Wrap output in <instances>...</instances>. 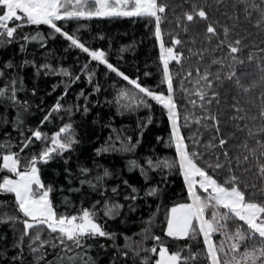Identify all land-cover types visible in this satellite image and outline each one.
<instances>
[{"label": "snow or ice", "instance_id": "snow-or-ice-1", "mask_svg": "<svg viewBox=\"0 0 264 264\" xmlns=\"http://www.w3.org/2000/svg\"><path fill=\"white\" fill-rule=\"evenodd\" d=\"M215 5L225 6L227 13L228 5L225 0H214ZM179 5L173 6L177 7ZM170 7L167 0H0V45L10 44L15 39L23 41H41L47 44V37L43 32L38 31L34 34H25L23 37L17 36V28L29 24H45L50 26L51 35L54 37L57 33L62 34L74 46H78L84 52L89 53L91 57L101 61L109 69L114 70L120 77L130 81L134 87H121L116 94L117 101L126 103L128 108L135 106L151 107L148 100L152 98L158 102L164 109L171 122V132L168 142L174 145L176 156L161 157L159 160L148 158L147 163L153 168H166L169 171L174 168L182 172L183 178L187 184V192L190 201L174 203L166 213V232L170 237H191L195 239L201 233L203 243L206 249L203 251V257L206 264H264V185L259 188L255 184H243L241 177L237 175V169L246 172L248 168L241 167L247 164L248 167H255L260 177L264 178V48L254 46L250 48L247 60L256 62V69L259 72V79H253L250 83H245L238 75L234 65L243 63L241 56L244 47L243 43L246 36H241L235 32L236 26H241V12L244 19L251 21L258 32L264 33V0H233L231 3L232 12L227 19L232 21V27L228 23L220 24L219 20H210V13L207 8L212 5H203L192 3L191 10H185L182 17H177L185 32L189 31L188 25L184 23V18L191 22L197 16L203 18L207 23L206 39L211 43L215 37L218 41L216 49L226 46L227 51L219 56H214L208 65L201 68L199 64L193 66L189 64L183 77L180 78V91L188 97L187 104L181 111V104L176 97V88L174 87V76H180V73H174L170 67V62H180L183 67L187 60L201 49H189L188 57H185L184 51L177 50V45H182L179 34L171 36V43L165 44L164 33L162 31V19L166 16V10ZM143 17L147 18L149 23L154 22L155 36L159 38L160 59L162 60V78L161 83H166V90H153L149 86L140 83L139 78H133L123 72L120 67L110 62L107 53L103 48L88 47L77 35L69 33L61 26L58 21L79 18L92 17ZM19 23L11 24L12 21ZM217 25L222 28V32L217 30ZM235 32L233 37L231 34ZM252 33L248 32L247 36ZM195 42V37H191ZM255 45V41H252ZM26 45L21 43V51L25 50ZM213 49L212 51H215ZM203 51H209L204 49ZM199 59L204 60L200 55ZM36 65L34 59L21 61V65ZM212 65H218L215 69ZM18 67L14 65L12 59L5 61L4 67H0V77L7 76L6 82L0 86V99L7 101L16 108V118L13 127L18 130L23 126L22 116L24 110L29 107L26 100H21L17 95L18 90L25 87L24 78L18 72L7 73L5 69ZM85 64L84 71L87 69ZM193 67L195 77H193ZM228 71L225 73L224 69ZM41 70L58 71L71 76L69 69L62 65L59 68H53L49 63L36 66L37 75ZM247 76L248 73H244ZM89 82L92 81L94 71L87 72ZM235 86L243 91L250 92L253 88H261L259 111L256 114H250L247 108L241 107L237 97L231 105L234 112L230 119L235 121V127L245 131L244 140L232 145L238 151L233 155L230 152L229 136L221 134V119L219 110L213 112L212 105L220 104V91L218 83L223 84L225 79L233 80ZM75 79H79L77 75ZM185 81L189 87H185ZM19 85V88H18ZM99 84L96 85V90ZM33 93L36 88H32ZM67 88L65 89V93ZM80 95H84L81 90ZM192 107L188 109L187 105ZM124 106V104H122ZM78 107V106H77ZM73 105L65 106L57 99L56 103L44 115L40 124L50 121L53 112H59L62 109L71 110ZM83 111H90L87 105L83 106ZM243 112V114H241ZM210 121V123H208ZM243 121L244 123H240ZM251 121V123H249ZM150 122V121H149ZM192 122L211 129L212 134L207 141L203 142V151L201 143L203 133L199 131L190 132L185 135L183 128L190 127ZM31 136H25L21 131L22 140L20 141L19 151L13 150L16 142L11 139L0 141V171L8 170L10 174L0 177V194L13 193L17 209L21 215H9L4 213L0 215V223L11 222L13 228L16 223L24 225L23 230L11 245L19 249L16 255L11 257L12 264H95L94 258L90 256L87 249L94 247L87 243L88 239L97 237H111L115 240L117 233L108 231L103 223L100 222L99 210L95 204L92 207H81L79 211L58 213L54 206L52 195L56 185L46 183L41 176V163L47 164L56 155H62L66 150L75 151V145L80 143L78 132L71 120L63 122L59 129L49 136L41 130L40 126L32 128ZM143 133L141 132V136ZM235 136V133H231ZM33 137L38 140L46 141L45 146L38 154L33 153L28 162L22 164L21 153L24 148L33 142ZM117 139H120L117 136ZM50 141V142H49ZM132 137H127V142L121 141L119 150L130 151L135 145L131 144ZM215 141V143L213 142ZM252 141V146H249ZM139 143V141H137ZM212 149V151H210ZM218 149V150H217ZM111 145H102L96 149L101 151H111ZM243 153V156H241ZM249 156L255 159V165L249 162ZM70 159V157H65ZM130 170L139 167L142 173L146 175V169L136 159L129 162ZM97 167H100L97 165ZM23 168V170H21ZM227 175H224V171ZM68 180H72V170L66 169ZM92 170L86 166H80L81 174H88ZM15 174V175H12ZM112 172L107 167L103 172L97 174L92 179L80 180L81 186L87 184L95 188L105 177L111 176ZM125 184L129 182L124 181ZM243 184V187H242ZM60 190H64V185H59ZM133 192L130 198L135 200L140 189L132 185ZM249 189H251L249 191ZM80 188H73L71 191L79 192ZM116 189L114 188L113 191ZM160 191L158 185L150 186L146 189V195H156ZM65 201L70 202L69 197H64ZM99 204V201L95 202ZM124 205L119 201H105L104 214L107 217H115ZM222 208L224 210H222ZM239 218L243 223H237L234 228L228 227V222ZM152 217H149L148 226L142 229L144 240L148 239V232L151 228ZM194 221L196 222L194 224ZM46 227L52 232H57L56 238L44 239L41 232L38 231ZM221 233L222 239L217 242L214 240V234ZM25 237H28L27 251L32 254V261H26L25 257ZM125 239L131 238L125 235ZM152 239L156 244L146 249V246L137 248L133 245L143 241L126 244V247L132 248L134 253L142 250H148L152 253L158 251L159 258L155 264H189L199 253L193 252L191 245H185L189 255H182L184 249L170 251L167 244L161 242L158 235H153ZM229 243L225 245L224 240ZM45 245H51L55 250L58 246L60 251L53 256L51 260H46L48 251ZM107 247V245H102ZM128 256V252L122 253ZM8 256L6 249H0V258ZM141 259L144 264H148L149 257L143 256Z\"/></svg>", "mask_w": 264, "mask_h": 264}, {"label": "trees", "instance_id": "trees-1", "mask_svg": "<svg viewBox=\"0 0 264 264\" xmlns=\"http://www.w3.org/2000/svg\"><path fill=\"white\" fill-rule=\"evenodd\" d=\"M167 2L170 7L166 10V16L161 23L165 44L171 43V36L179 34L184 43L177 45V50L182 49L185 57H188L189 49H201V52L193 55L190 60L184 63L183 67H180V62H170L173 72L180 73V76H174V87L183 112L185 110L183 106L187 104L188 97L180 91L179 84L188 65L199 64L203 68L214 56L226 52L227 48L221 46L220 49H216L218 41L215 37L209 43L206 39L208 21L205 19L197 16L189 22L184 18L183 22L189 28V31L185 32L177 17H182L185 10H191L192 3L211 4L212 7L206 9L210 13V20H219L220 24L228 23L232 27V21L227 19V16L232 12L231 3L233 0H225V4L228 5L227 13L225 6L215 5L214 0H167ZM176 5L179 6L173 7ZM10 23L16 24L19 21ZM58 23L69 33L77 35L88 47L103 48L110 62L120 67L128 76L138 77L140 83L153 90H166V83H161L163 62L160 59L159 38L154 34V22L149 23L148 19L143 17L113 16L69 19L58 21ZM240 25L235 27V32H239L241 36H246L243 43L248 47H244L239 54L243 63H237L234 67L243 81L250 83L253 79H259V72L255 66L256 62L248 61L247 55L250 48L254 46L264 48V33L258 32L251 21L244 19L243 12H241ZM217 30L222 32L219 25H217ZM38 31L43 32L47 37V44H43L39 40L15 39L10 44L0 45V67H4L5 61L8 59H12L14 65L18 66L11 69L6 68L5 72L6 74L18 72L24 78L25 87L18 90L17 95L21 100H26L29 103V107L24 110L22 116L23 126L18 130L13 127L16 108L7 101L0 99V141L5 139L15 141L16 145L13 150L19 151L22 140L21 131L25 136L32 135L29 126L32 128L40 126L43 132L51 136L63 122L69 120L73 122L80 140V143L74 146L75 151L66 150L62 155H56L47 164L41 163L39 167L45 182L56 185L52 199L58 213H71L79 211L82 206L92 207L95 204L96 209L99 210L100 222L105 225L108 231L117 233L115 240L111 237L88 239L87 243L93 244L94 247L86 251L94 258L95 264H144L141 259L143 256L149 257L148 264H155V260L159 258L158 251L152 253L146 250L153 244H156L159 249L157 241L152 239L153 235L160 236L161 242L167 244L170 251L184 249L182 255H189L185 245H191L192 251L198 252L199 255L189 264H206L203 257L206 245L203 243L202 233L193 239L191 237H170L166 232V213L169 207L174 203L190 201L182 172L175 168L171 171L163 167L153 168L147 163L149 157L153 160H159L161 157L177 155L174 145L168 142L171 122L166 109L152 98L148 100L151 105L150 108L135 105L128 108L125 102H118L116 94L121 87H134L130 81L120 77L114 70L109 69L78 46H74L62 34L57 33L53 37L50 34L52 31L50 26L45 24L24 25L17 28V36L23 37L25 34H34ZM235 32L231 34L233 37ZM248 32L252 35L247 36ZM191 37H195V42ZM252 41H255V45L252 44ZM21 43L26 45L24 51H21ZM204 49L209 51H203ZM213 49L216 50L212 51ZM200 55L204 56L203 61L199 59ZM26 59H34L36 65H21V61ZM45 63L51 64L53 68H59L62 65L69 69L71 76L58 71L45 72L44 70H41L40 74L37 75L36 66ZM85 64L88 67L82 71ZM216 67L218 65H212L213 69ZM89 71H94L91 82L87 76ZM227 71L228 69L225 68L224 72ZM244 73H248V75L244 76ZM77 75L79 76L78 80L75 79ZM195 75L193 67V77ZM6 79L7 76L0 77V86L4 85ZM97 84H99L98 90H96ZM185 87H189L187 81H185ZM32 88H36L35 93L31 91ZM66 88L67 92L64 94ZM81 90H83L84 95H80ZM218 90L221 94L220 104L214 103L212 110L213 112L219 110L221 134L229 136L230 152L234 155L238 149L231 146L241 143L246 133L236 128V122L230 119L234 112L231 105L236 103L233 97L238 98L242 109L247 108L250 114H256L261 103V88H253L247 93L243 92L235 86L233 78V80L225 79L222 85L218 83ZM57 99L65 106L73 105V108L53 112L51 120L45 121L41 125L40 121ZM85 104L90 109L87 113L83 111ZM187 107L191 109L192 106L188 104ZM240 123L244 122L241 121ZM197 128L203 133L201 138V150L203 151V142L209 139L212 130L192 122L191 126L184 127L183 131L188 136L190 132L197 131ZM141 132L143 133L142 136ZM233 132L235 133L234 137L230 135ZM117 136L120 139H117ZM128 136L132 137L131 144H134L135 147L131 148L130 151L119 150L121 141L127 142ZM213 142L215 143V141ZM45 143L46 141L33 137V142L21 153L22 164L27 163L33 153L38 154ZM252 143L250 141L249 146H252ZM102 145H111L113 150L98 153L96 149L101 148ZM65 157H70V159L66 160ZM132 159H136L145 166L146 175L141 172L139 167L130 170L128 162ZM249 162L252 165L256 163L251 156H249ZM81 165L90 168L92 171L88 174H81ZM105 167L111 170V176L105 177L95 188L87 184L81 186L80 180L92 179L97 174L102 173ZM241 167L248 168L246 172L237 169V175L241 177L243 184H255L257 188L264 185V178L259 176L255 167H248L247 164H243ZM69 168L72 170L71 182L68 180V172L66 171ZM6 174H10L8 170L0 171V177ZM227 174L225 170L224 175ZM125 180L129 183L125 184ZM61 184L64 185L63 191L59 187ZM132 185L140 189L135 200L130 198L131 195H136ZM154 185H158L160 191L156 195H146V189ZM73 188H80L81 190L73 192L71 191ZM114 188L115 191H113ZM64 197H69L70 202L65 201ZM96 201L100 203L96 204ZM105 201H119L124 207L119 210V214L114 218L107 217L103 208ZM222 210L224 209L222 208ZM4 213L21 215L17 209L13 193L0 194V215ZM149 217L153 219L148 232V239L144 240L141 230L148 226ZM237 223L243 222L239 221V218H235L228 222V227L234 228ZM23 228L24 225L19 222L16 223L15 228L11 222L0 223V249H6L8 252L7 257L0 258V264H12L11 257L16 255L19 249L13 248L11 245ZM38 231L41 232L44 239L56 238L58 235L57 232H52L46 227ZM125 235L131 239L126 241ZM214 237L219 239L220 235L216 234ZM140 241H143V245L135 243L133 246L137 248L146 246L145 250L134 253L132 248L126 247L128 243ZM27 245L28 237H25L26 261H32L33 257L27 251ZM102 245H107V247H102ZM45 248L48 251L46 260H51L60 251L59 246L55 250L52 249L51 245H45ZM125 251L128 252V256L122 254ZM41 264H44V261H41ZM181 264H185V262L182 261Z\"/></svg>", "mask_w": 264, "mask_h": 264}, {"label": "rangeland", "instance_id": "rangeland-1", "mask_svg": "<svg viewBox=\"0 0 264 264\" xmlns=\"http://www.w3.org/2000/svg\"><path fill=\"white\" fill-rule=\"evenodd\" d=\"M14 21H16V20H14ZM13 175H15V174H13ZM190 197V196H189ZM181 203V202H180ZM171 208V206L169 207V209ZM168 209V210H169ZM194 223H195V221H194ZM216 234H219L220 235V237H219V239H216L215 237H214V240H216L217 242H219L221 239H222V234L221 233H216ZM216 234H214V236L216 235ZM224 243H225V245H227L228 243H229V240L228 239H225L224 240Z\"/></svg>", "mask_w": 264, "mask_h": 264}]
</instances>
